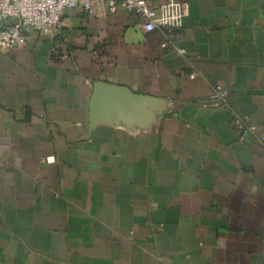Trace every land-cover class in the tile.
<instances>
[{
    "label": "crops",
    "instance_id": "0c3cea01",
    "mask_svg": "<svg viewBox=\"0 0 264 264\" xmlns=\"http://www.w3.org/2000/svg\"><path fill=\"white\" fill-rule=\"evenodd\" d=\"M175 1L173 46L95 0L0 53V264H264V0Z\"/></svg>",
    "mask_w": 264,
    "mask_h": 264
},
{
    "label": "built area",
    "instance_id": "2783aa9c",
    "mask_svg": "<svg viewBox=\"0 0 264 264\" xmlns=\"http://www.w3.org/2000/svg\"><path fill=\"white\" fill-rule=\"evenodd\" d=\"M105 9L115 11L123 9L133 13L142 21L147 31L159 29L166 39L162 47L173 46L169 33L181 27L184 11L175 0H168L159 6H151L147 0H101ZM95 0H0V53L25 42L28 30L49 31L56 29L65 9L81 6L92 14ZM184 54V49H178ZM198 73L189 74L191 78ZM230 92L216 84L208 99L201 101L202 106L229 107ZM233 124L241 131L254 129L245 115L233 114Z\"/></svg>",
    "mask_w": 264,
    "mask_h": 264
}]
</instances>
